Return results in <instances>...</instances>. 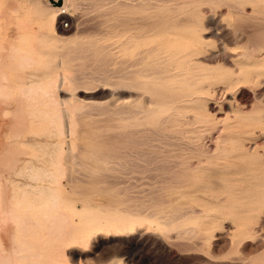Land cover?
I'll use <instances>...</instances> for the list:
<instances>
[{
	"label": "bare ground",
	"instance_id": "1",
	"mask_svg": "<svg viewBox=\"0 0 264 264\" xmlns=\"http://www.w3.org/2000/svg\"><path fill=\"white\" fill-rule=\"evenodd\" d=\"M58 1L47 0L37 22L29 13L13 15L18 5L0 0V264H98L90 254L100 239L148 232L170 251L196 253L201 246L205 251L197 237L211 223L208 205L232 206V191L244 188L245 172L263 174L264 167L243 162L248 151L237 152L245 146L241 135L253 128L244 119L253 116L226 114L207 149L197 144L203 134L193 135L194 126L180 128V120L192 111L189 98L198 100L213 79L225 89L257 82L260 46L225 51L217 68L202 65L189 29L206 0H90L101 19L99 30L89 34L72 28L80 2ZM208 1L216 10L226 5L225 17L232 13L264 23V0ZM236 36L241 42L245 32ZM93 86L132 95L85 101L79 94ZM261 101L252 111L264 110ZM90 108L120 114L113 162H101L88 146L83 119L93 115ZM139 114L141 122L135 120ZM189 115L188 125L198 122L209 130L207 115L199 110ZM140 124L145 128L134 129ZM140 131L145 134L136 135ZM250 210L226 211L238 220L227 228L234 237L256 233L246 216Z\"/></svg>",
	"mask_w": 264,
	"mask_h": 264
},
{
	"label": "rangeland",
	"instance_id": "2",
	"mask_svg": "<svg viewBox=\"0 0 264 264\" xmlns=\"http://www.w3.org/2000/svg\"><path fill=\"white\" fill-rule=\"evenodd\" d=\"M11 1H13L16 6L18 5L17 6L18 10L16 9L17 11L16 10L13 11V15L22 16L24 14L29 13L31 17L37 22L41 20L45 10L49 6L47 0H20V1L11 0ZM77 1L80 2L81 5L79 4L80 10L77 9L76 11H74L75 20L74 22H71V24L73 25V26L71 25L73 28V31H76L77 30L76 28H79L78 31H80L83 34H89L88 32L95 33L97 29L99 30L98 21L100 22L99 19H101V17H99L101 16L100 12L98 10L95 11L94 9H91V7L93 8V6H91L92 4L90 0H87L89 3L86 0L85 1L77 0ZM87 4L88 6L90 4L89 6L90 9L88 8V6H86ZM197 9H198L197 11L199 12L198 14L195 15L194 17L195 22L192 24V27H190L189 30L192 32L193 37L196 40H198L199 52L197 55H195V58L198 59V61L202 65L210 67V68H217L219 66H222L223 63L220 60L221 54H224L225 51H228V52H238V50L241 51L244 49L243 46H245L246 44H250V45L254 44V45L260 46L258 58L262 57L263 59L257 58L255 61L258 64H262V66H259V67L257 66L254 69V70L259 69L255 71V74L260 73L257 82H251L248 86H245L243 84H235L229 89H225L224 87L226 86V84L224 82L219 81L217 79H213L211 80L209 85L206 86L209 89L198 94L199 96L198 100H195L196 98L192 99V97H190L189 99H191V101L189 102V104L193 108L191 109L192 111H189V113H187L188 116L185 114L184 117H181L180 128L188 129L187 127L189 126L192 129V127L194 126L192 129L194 131L193 135L203 134L202 136L203 138L200 137V140L198 139L197 141L198 146L204 149H207L208 147H212L214 145L213 142H214V137L216 136V131L219 127L222 126L223 119L226 117V114H230V115L234 114L235 112L233 110H236V114L239 116H242V117L253 116L254 118H247L246 120L244 119V122H243L244 125L246 123L245 126H249V127L253 126V128L250 129L251 132L249 131L247 133L244 132L245 134L243 133L241 135L240 141L245 146L244 148H240L241 150L239 149L237 152L244 154V151H248V152H245V154L240 159L243 162L245 161L246 163H249V165L251 163H254V165L258 166L259 168L262 166L264 167L263 165L264 164V147L259 146L261 145V143H263L262 145H264V141H263L264 140V110L252 111L253 106L262 104L261 99L264 100V61L260 60V59L264 60V54H263L264 53V23L262 25H256L254 20L245 18L240 15H234L232 13L227 14V17H225L226 14H224L225 16H223L222 13L223 12L225 13L228 7L226 5H220L217 7V10H216L212 8L211 1H208V0L201 2L199 6L197 7ZM63 25L65 27H69V21H65ZM237 31L245 32V36L241 40V42L236 36ZM218 33L222 36V38L226 40L228 44L227 47H225L222 41L218 39L217 37ZM93 87H90L91 89H85L86 92H82L79 95L85 101L87 100L88 102L90 101L92 102H102L103 101L104 102L106 99H109L112 96H114L115 99L116 98L129 99L130 98L129 96L132 95L129 92L119 94L116 91L115 93H113V91L111 90L112 89L114 90V88H112L111 86L109 90H102L100 86L95 87V88ZM237 107L244 108L246 112L243 114L242 111H237L236 109ZM90 110H92L91 112H94L92 113L93 115L86 114V116L83 119V121L85 122L86 130H87L88 146L90 149L95 150L97 152L96 154L99 153L98 154L99 157L102 156L103 159L101 160V162H103V160L113 162L116 160V156H115L116 148L118 147V144H119L118 134L121 131V127H120L121 121L119 119L120 114L118 116L116 114V110H113V109L112 110L107 109V111L106 109L105 110L103 109L106 112H104L103 110L92 109V108H90ZM198 110L200 113H204L205 116L207 115L206 116L207 118L211 119L209 130L201 127L198 122L190 123L191 125L193 124L192 126L187 124V120L190 118L189 114L192 115L193 113H195V111L198 112ZM108 111L109 113H107ZM112 111H115V112L110 114V112ZM89 114L91 113L89 112ZM135 120L137 122H141L142 114H139L135 118ZM143 128H145V125L140 124L134 129L138 131V129H143ZM200 128H202L203 130H207L208 132L207 131L204 132ZM127 129L129 132L135 133L136 131L133 128H127ZM141 132L142 131H140L136 135L145 134L144 131L142 133ZM197 132H201V133L198 134ZM209 135H210V138H209ZM254 141L256 143L255 144L256 146L254 145ZM89 156L93 157L94 155H92L91 153ZM254 173L253 171L245 172L247 181L242 183L244 188H242L241 190L234 189V192L232 191L235 197L234 199H236L235 203L232 206L231 205L222 206L215 202L208 205L209 206L207 209V212L209 215L208 221H210L211 223L208 222L210 223L208 226V230L203 231L197 237L200 239V242L203 243V246L205 245L204 248H206L207 246V249L205 251L204 249L201 248L202 246L199 247L200 249H202V253H200L201 251L199 249L198 250L199 252L196 251V253L194 251H191V252L189 251V253L188 251H184V253L180 252L181 253L180 255V253L177 251L178 247L177 248L175 247L176 249L174 248L172 251H170L169 248L160 239V237H157L155 234L148 232V233H145V235L144 233L136 234V235L130 234V235L118 236L116 237V239L115 238L100 239V241L94 244V247H93L94 252H92L90 256L98 264H103V263L104 264H113V263L116 264L117 262L119 264H131V262H133V264L134 263L135 264H216V263L226 264L227 262H229L227 264H234V263L235 264H238V263L240 264L242 263L243 264H264V254L262 255V253H264L262 252L264 251L263 249L264 248V245H263L264 244V185L258 186V183L262 181V178L264 179V173L263 174H258V173L254 174ZM236 191L239 192L240 194L235 193ZM245 195L247 197L243 200L241 196L244 197ZM242 202H246V204L244 203L245 205H241ZM236 207L243 208V209L245 208L251 209L250 212H248L249 214H247L246 216L250 217L249 223L252 225V227L255 228L256 233L242 236V238L236 237V236L234 237L232 234L229 233V230H227V228H229L231 224L236 225L238 223V220L235 218V216L231 214H227L226 211L232 212L236 209ZM227 231H228V234H227ZM221 235H224V236H221ZM251 235L253 237H251ZM227 237L228 239H230L229 240L230 242L227 241L228 240ZM223 238H225L226 241ZM175 239L177 238H174L173 240ZM246 239L248 240L246 241ZM182 240L188 241V240H185L184 238ZM236 240L238 241L236 242ZM256 249L258 250L255 251ZM173 251L175 252L172 253ZM228 251L231 254H228ZM204 252L206 253L208 252L210 253V255L208 254L207 255L208 257H206ZM259 253H261V255ZM225 254L226 256H228L227 258H225L226 257ZM247 254L248 255L250 254L249 257H247ZM254 256L258 258L256 259ZM252 257H254L256 260H254ZM239 258L241 259L238 260ZM208 259L211 262H209ZM215 259H218V260H215ZM234 259H237L238 261L237 260L234 261ZM258 259L260 260L258 261ZM214 261H216V263Z\"/></svg>",
	"mask_w": 264,
	"mask_h": 264
},
{
	"label": "water",
	"instance_id": "3",
	"mask_svg": "<svg viewBox=\"0 0 264 264\" xmlns=\"http://www.w3.org/2000/svg\"><path fill=\"white\" fill-rule=\"evenodd\" d=\"M56 4H61L62 3V0H59L58 2H55Z\"/></svg>",
	"mask_w": 264,
	"mask_h": 264
}]
</instances>
